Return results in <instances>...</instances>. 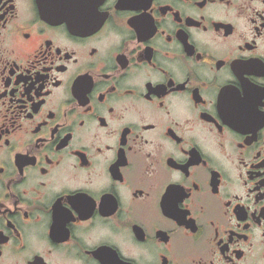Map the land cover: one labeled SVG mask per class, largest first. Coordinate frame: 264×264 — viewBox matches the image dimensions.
<instances>
[{
  "label": "flooded vegetation",
  "instance_id": "obj_1",
  "mask_svg": "<svg viewBox=\"0 0 264 264\" xmlns=\"http://www.w3.org/2000/svg\"><path fill=\"white\" fill-rule=\"evenodd\" d=\"M0 264H264V0H0Z\"/></svg>",
  "mask_w": 264,
  "mask_h": 264
}]
</instances>
